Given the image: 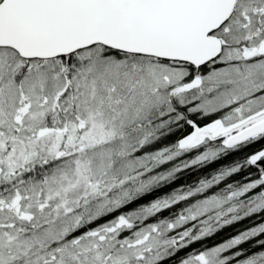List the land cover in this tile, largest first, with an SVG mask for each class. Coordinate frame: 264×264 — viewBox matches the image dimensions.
Here are the masks:
<instances>
[{
    "label": "snow or ice",
    "instance_id": "snow-or-ice-1",
    "mask_svg": "<svg viewBox=\"0 0 264 264\" xmlns=\"http://www.w3.org/2000/svg\"><path fill=\"white\" fill-rule=\"evenodd\" d=\"M257 141L243 191L136 199ZM262 166L264 0H0V264H241L239 239L181 251L264 204Z\"/></svg>",
    "mask_w": 264,
    "mask_h": 264
},
{
    "label": "trees",
    "instance_id": "trees-1",
    "mask_svg": "<svg viewBox=\"0 0 264 264\" xmlns=\"http://www.w3.org/2000/svg\"><path fill=\"white\" fill-rule=\"evenodd\" d=\"M183 138V130H173V131H163L158 134L156 139L151 142L153 150H163L170 146H175L178 139ZM261 141H257V144L249 147L247 153H245L239 147H234L231 149H223L216 155L200 161L197 164H189V166L184 167L183 164L188 162L195 157V152L182 153L180 156L174 157L173 160L167 162L166 164L160 165L162 171L171 172V175L167 176L164 181L158 182L150 186L144 193L138 195L136 199H143L141 203L145 206H149L155 200L168 199L183 190L194 188L195 186L201 184L202 182L212 180L217 177L226 178V184L233 189H239L243 191L248 186V181L254 172V166L251 164L250 155L253 151L259 149L262 145ZM259 171H264V166L259 169ZM243 181L244 185L241 188L240 182ZM258 183L264 185V180H257ZM259 199V198H257ZM246 213H256L254 217L246 218L240 217L235 220V222H230L223 226V230L218 234V232L213 233V235L204 238L201 241L202 246H207L209 248L226 243L233 238H237L240 235L246 234L249 228H255L259 224L260 231L264 228V205L257 206L256 208L250 209ZM166 214V213H165ZM234 229H238L237 232ZM259 231V232H260ZM221 234V235H220ZM247 240L242 241L239 244L240 249L250 246V252L248 259H256L258 254H264V236L257 238V236L246 235ZM255 237V238H254ZM253 242H251L250 240ZM249 241V242H248ZM197 247H193L191 252H194ZM238 249V250H237ZM239 248L234 250L242 253ZM190 252V253H191ZM244 256V255H243ZM246 257L241 261L246 264H250ZM254 259V260H255ZM252 261V260H251ZM242 264V263H241Z\"/></svg>",
    "mask_w": 264,
    "mask_h": 264
},
{
    "label": "flooded vegetation",
    "instance_id": "flooded-vegetation-1",
    "mask_svg": "<svg viewBox=\"0 0 264 264\" xmlns=\"http://www.w3.org/2000/svg\"><path fill=\"white\" fill-rule=\"evenodd\" d=\"M230 149H231V148H230ZM222 150H223V149H222ZM256 215H257L256 213H244L241 217L249 216V217H246V218H250V217H254V216H256ZM239 218H240V217H239ZM258 219L260 220V219H264V218L262 217V218H258ZM222 228H223V226L220 227L219 229L213 231L212 233L208 234V235L205 236L204 238H207L208 236H211V235H213V233H216V232H218V234H219V233L223 230ZM237 230H238V229H234L235 232H237ZM246 230H248V232H247L246 234L240 235V236H238L237 238H233V239H239V240H241V241L247 240L248 238L245 237L247 234H248V235H252V236H256V233L260 231V228H257V227L254 228V227H253V228H249V229H246ZM263 230H264V228H263ZM220 235H221V234H220ZM204 238H203V239H204ZM254 238H255V237H254ZM233 239H231L230 241H227L226 243L229 244V245H231ZM200 240H202V239H197L195 242H193L192 244H190L186 249L182 250V251H181V256H186L187 254H189V253L191 252V250H192L193 247H197L196 250H203V247H204V246H202L203 243H201ZM249 240H250V239H249ZM250 241L253 242L252 240H250ZM248 242H249V241H248ZM226 243L220 244L219 246H224ZM250 246L252 247L253 244H252V245H247V246L241 248V249L243 250L242 253H241V255L239 256V259H240L241 261L244 260V257H246V258L248 259L249 252H250ZM235 248H239V249H240L239 245H237ZM241 249H240V251H241ZM237 250H238V249H237ZM191 253H192V252H191ZM243 255H244V256H243ZM256 256L258 257V256H260V254H258V255H256ZM254 259H255V258H254ZM254 259H251V260L254 261ZM251 260L248 259V260H246V261H249L250 264H251ZM255 260H256V259H255ZM241 261H240V262H241ZM241 263L243 264V262H241ZM244 264H246V263H244Z\"/></svg>",
    "mask_w": 264,
    "mask_h": 264
},
{
    "label": "rangeland",
    "instance_id": "rangeland-1",
    "mask_svg": "<svg viewBox=\"0 0 264 264\" xmlns=\"http://www.w3.org/2000/svg\"><path fill=\"white\" fill-rule=\"evenodd\" d=\"M264 204H262L261 206H263Z\"/></svg>",
    "mask_w": 264,
    "mask_h": 264
}]
</instances>
